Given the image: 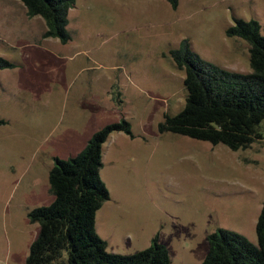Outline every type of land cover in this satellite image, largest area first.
<instances>
[{"label":"rangeland","instance_id":"rangeland-1","mask_svg":"<svg viewBox=\"0 0 264 264\" xmlns=\"http://www.w3.org/2000/svg\"><path fill=\"white\" fill-rule=\"evenodd\" d=\"M241 18L264 34V0H75L62 43L21 0H0V56L16 65L0 69V264H27L40 230L28 214L54 198L55 158L124 119L133 135L115 131L103 145L111 197L96 229L109 252L133 254L159 235L172 264H202L219 228L258 244L264 137L232 150L159 129L185 104L171 54L184 39L205 60L252 71L249 43L226 34Z\"/></svg>","mask_w":264,"mask_h":264},{"label":"trees","instance_id":"trees-1","mask_svg":"<svg viewBox=\"0 0 264 264\" xmlns=\"http://www.w3.org/2000/svg\"><path fill=\"white\" fill-rule=\"evenodd\" d=\"M29 17L45 20L44 37L71 39L69 12L75 0H21ZM177 8L179 0H167ZM257 19H236L228 37L250 45L251 72L233 71L203 59L189 39L171 51L178 69L185 73L186 100L176 114L159 123L161 132L172 131L191 138L223 143L232 150L247 149L264 137V34ZM16 67L0 56V69ZM1 122V120H0ZM133 135L127 120L97 130L76 155L55 158L49 172L53 200L29 211L40 224L30 246L27 264H172L169 248L153 238L150 246L133 254L111 253L96 229V216L110 191L101 177L103 145L111 133ZM258 244L245 235L219 228L208 235L209 250L202 264H264V204L256 223Z\"/></svg>","mask_w":264,"mask_h":264}]
</instances>
